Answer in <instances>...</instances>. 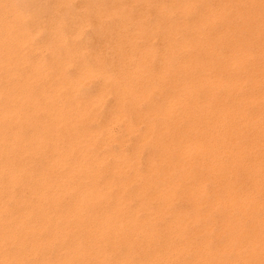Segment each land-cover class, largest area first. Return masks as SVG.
Masks as SVG:
<instances>
[{
  "label": "bare ground",
  "instance_id": "6f19581e",
  "mask_svg": "<svg viewBox=\"0 0 264 264\" xmlns=\"http://www.w3.org/2000/svg\"><path fill=\"white\" fill-rule=\"evenodd\" d=\"M0 9V264H264V0Z\"/></svg>",
  "mask_w": 264,
  "mask_h": 264
},
{
  "label": "rangeland",
  "instance_id": "374dc122",
  "mask_svg": "<svg viewBox=\"0 0 264 264\" xmlns=\"http://www.w3.org/2000/svg\"><path fill=\"white\" fill-rule=\"evenodd\" d=\"M122 1H124V0H122ZM161 1L162 0H158V3H160ZM19 2L24 4L25 9L23 8L22 5L18 4ZM15 3L18 6H20V8L22 10L24 9V11H26V9L30 10V11H34V13L37 14V18H38L37 20L41 21V22H45V24L48 25V26L44 27V30L40 35L35 37V40L37 39L35 42L37 44H41L46 39H48L49 34L52 30L51 26H49V22H48V20L50 21V19L52 17L60 16V15L61 16L66 15L67 16L66 13L69 10V11H74V15H76L73 18L74 20L82 19L83 16L88 18L87 13H88L90 7L96 6V5H109L111 3V0H108V1L107 0H86V1L85 0H71L69 2H66V5H64V6L62 5V2H59L57 0H36V1H34V0H18V1L15 0ZM0 11L2 12L1 9H0ZM151 12H152V16H151L152 18L159 17V15H157L156 11H151ZM79 14L82 15V17ZM97 18H99V17H96L95 15L89 16V23L83 28L82 34H81L80 39H79L82 44H85L86 42H88V41H86L87 39L93 40V38L95 39V44L100 43L97 41L96 36H94V33H93L94 30L97 28L96 23H95L97 21ZM124 24H125L124 21H118V23H115V25H113L111 27L112 28L110 30L111 35L114 32H116L117 29L121 28V26H123ZM69 25H71V26L69 27ZM71 27H73V22L71 19H69L68 24L65 26V32L67 31L66 32L67 34L70 31ZM44 33H45V35H44ZM88 35H89V37H88ZM108 36H110V34H108ZM38 53H39V51H37L36 53L33 52L31 57L37 58ZM111 101L112 100H110V102L109 101L108 102L111 103ZM109 103H107V105ZM107 105H106V107H107ZM105 110H106V108L104 109V111ZM118 127L119 126H116L114 128V133H116V137H119L121 135L119 133H121L122 127L121 128H118ZM115 129H117V131ZM117 134H119V135H117Z\"/></svg>",
  "mask_w": 264,
  "mask_h": 264
}]
</instances>
